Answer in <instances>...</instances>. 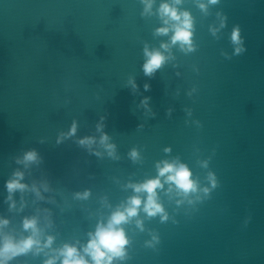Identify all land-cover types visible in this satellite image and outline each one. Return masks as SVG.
I'll use <instances>...</instances> for the list:
<instances>
[{"label":"clouds","instance_id":"obj_1","mask_svg":"<svg viewBox=\"0 0 264 264\" xmlns=\"http://www.w3.org/2000/svg\"><path fill=\"white\" fill-rule=\"evenodd\" d=\"M143 5L142 15L153 14V6L156 0H140ZM182 0H161L159 7L156 9V14L162 21V26L155 29L154 34L157 36H167L171 33L168 42H162L159 49H149L145 45L143 54L145 61L142 65L144 74L148 77H153L157 70L161 69L170 59L171 47L179 45L184 52H191L194 50L193 34H194V18L190 11L181 10L178 5ZM197 6L204 12H207L208 5L217 4L219 0H196ZM223 21L221 27H223ZM215 33L216 29H211ZM231 40L235 48V54L239 55L245 48L243 46V38L240 34L239 26L232 30ZM163 49V51H161ZM168 53V55H165ZM129 83L132 88L137 87L134 80ZM150 84L145 83V91L150 90ZM149 97L142 100V104L147 106ZM101 119H104L103 117ZM102 124L97 125V130L101 131ZM76 132V125L73 123L67 135H74ZM109 136L102 133L100 136V144L108 152L109 156L115 157V145L109 143ZM58 143L60 140L58 139ZM95 138L85 137L79 140L80 145H87L91 147L94 144ZM170 151V149H165ZM101 155L100 153H94ZM129 156L133 161L139 158L138 151L134 148L129 152ZM39 156L35 150L26 151L22 159H18L17 163H23L27 166L30 163L38 162ZM207 167V164H205ZM157 175L148 178L140 183H130L128 188L133 190L134 195L130 196L126 203L117 206L106 221H99L93 232L88 233V240L81 244L79 241L75 243H63L59 247H54L56 237L47 235L40 227V219L38 216H25L21 221L22 232L16 235L14 232L6 231L5 229L10 225V220L6 217L0 216V264H13L20 257H25L29 254L39 256L43 254L45 259L43 264H118L120 261L128 259L127 249L130 245V238L124 228V225L129 223L133 218H136L141 212L148 217L159 216L160 220L166 221L168 214L163 203L160 200L159 193L165 190V185H168L166 194H171L175 191L177 196L188 197L192 194L202 192L205 198H209L210 191L217 187L216 175L213 172L208 173V180L211 184L209 187L200 188L198 180L193 178L192 169L177 161H159L156 164ZM24 173L22 171H15L12 173L10 179L5 182V188L8 193L6 201L9 204V210L17 208V202L14 199L16 193L21 194L20 208L22 211L25 206L23 193L31 191L35 193L37 199L43 200L40 188L35 184L29 186L23 183ZM45 192L50 191L47 184L43 185ZM90 195L89 190L84 192H77L75 196L77 199H87ZM197 200L201 199L200 195L196 196ZM180 203V201H178ZM189 203H192L189 200ZM48 213L45 219L48 225L51 226L49 219L50 212L48 209L44 210ZM136 224L143 229V223L137 219ZM158 240L157 237H153Z\"/></svg>","mask_w":264,"mask_h":264}]
</instances>
